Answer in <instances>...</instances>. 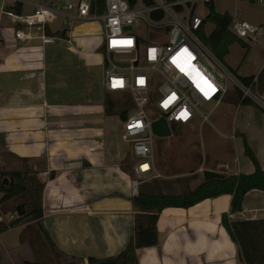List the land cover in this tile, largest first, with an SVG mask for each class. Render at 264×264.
I'll use <instances>...</instances> for the list:
<instances>
[{"label": "crops", "instance_id": "0c3cea01", "mask_svg": "<svg viewBox=\"0 0 264 264\" xmlns=\"http://www.w3.org/2000/svg\"><path fill=\"white\" fill-rule=\"evenodd\" d=\"M47 1L0 0V10L18 3V14L28 15ZM73 26L63 30L59 22L51 24L56 41L44 45L39 39L15 40L16 24L0 15V174L31 171L46 183L41 225L24 224L1 233L0 264H52L39 226L69 262L88 264L89 254L70 248L79 245L80 233L85 247L93 239L104 258L117 256L135 232L132 181L138 180L141 187L160 178L158 169L152 179L138 177L134 161L130 170L123 169L129 157L116 144L105 109H92L95 95L88 86L93 79L86 77L87 89L78 79V71L85 68L83 56L97 53L87 51L88 36ZM26 32L37 38L43 34L40 28ZM253 43L259 47L247 43L250 49L245 48L242 62L227 63L241 77L261 76L264 87V46ZM228 57L230 53L225 62ZM106 95L105 90L104 102ZM232 104H226L224 112L230 116L228 137H235L234 168L227 171L229 164L220 162L209 170L224 176L252 174L255 166L245 154V142L264 170V110ZM213 123L223 124L217 117ZM231 202L232 196L222 195L189 209L163 211L157 223L158 244L137 250L139 264H245L238 244L222 225V215L233 221L263 219L264 191L247 193L242 212H232Z\"/></svg>", "mask_w": 264, "mask_h": 264}, {"label": "built area", "instance_id": "2783aa9c", "mask_svg": "<svg viewBox=\"0 0 264 264\" xmlns=\"http://www.w3.org/2000/svg\"><path fill=\"white\" fill-rule=\"evenodd\" d=\"M210 3L212 0H105V11L99 14L93 13L91 0H48L28 15L6 7L0 15L16 24L15 40L39 39L44 45L55 43L56 38L46 30L56 22L63 30L76 22H102L105 90L130 96L133 110L124 121L122 138L131 145L134 173L152 179L157 176L155 121L164 118L170 128L172 123L189 125L197 121L202 129L210 124L213 111L232 89L264 110L259 75L250 84L243 83L200 38L207 18L198 16L196 10ZM240 17V11L235 10L229 30L242 41L264 46V27L261 31ZM140 26L152 31L144 49L136 31ZM127 27L132 29L125 30ZM36 28L43 31L38 38L26 32ZM116 56L126 58L116 61ZM208 105H213V110L206 114L203 109ZM147 109L160 115L151 118ZM140 184L132 181L135 197Z\"/></svg>", "mask_w": 264, "mask_h": 264}, {"label": "trees", "instance_id": "16d2710c", "mask_svg": "<svg viewBox=\"0 0 264 264\" xmlns=\"http://www.w3.org/2000/svg\"><path fill=\"white\" fill-rule=\"evenodd\" d=\"M174 1V0H166ZM211 5V4H210ZM22 5L6 7L7 10L16 13L21 12ZM93 13L102 14L105 11V0H92ZM206 22L214 24L211 33L206 34L204 29L199 33L202 41L219 57L224 63L225 58L230 53V46L240 43L244 48L249 46L244 41L238 39L230 30L232 16L228 12H217L214 6L209 7ZM64 34V32H62ZM46 34L51 36L49 27ZM62 34V36H63ZM106 61V60H105ZM232 70V69H231ZM236 75L237 73L232 70ZM245 84H250L254 76L241 77L237 75ZM260 78V90L264 92V87ZM225 101L235 105H254L249 99H242L240 92L236 89L230 90ZM126 102H131L127 99ZM105 114L112 116L116 106L115 100L109 95L105 97ZM155 112V111H154ZM130 113V109L120 111V116L125 121ZM157 118V115L153 113ZM180 124L172 123L171 130L177 133ZM245 154L255 166L252 174H238L225 176L224 179L203 180L196 188L191 189L192 181L198 179V175L193 174L187 177H180L175 181H153L143 184L140 187L138 197L134 198V206L137 209L135 219L134 236L126 248L115 257L98 259L89 257L88 264H139L137 250L154 247L158 244L157 223L160 214L170 208L189 209L208 199H214L222 195L232 196V212L243 211V201L247 193L253 190L264 191V170L259 165L254 152L245 142ZM126 160L124 170H130ZM5 179H9L5 183ZM46 183L42 181L36 172L23 171L0 174V218L10 213H18V218L7 223L3 219L0 221V234L21 225H31L39 222L44 217L43 212V192ZM180 189H185L183 193H178ZM222 225L230 234L231 238L238 244L245 264H264V218L256 220H230L228 214L222 215ZM39 231L43 233L46 246H48L56 264H79L77 260L69 262L68 257L61 252L55 242L42 226ZM63 259V261H61ZM25 264H48L41 261H26Z\"/></svg>", "mask_w": 264, "mask_h": 264}, {"label": "rangeland", "instance_id": "374dc122", "mask_svg": "<svg viewBox=\"0 0 264 264\" xmlns=\"http://www.w3.org/2000/svg\"><path fill=\"white\" fill-rule=\"evenodd\" d=\"M76 1V0H74ZM79 1V0H78ZM45 4V3H44ZM211 4V5H210ZM200 5L196 14L201 18H206L209 13V7L214 6L215 10L220 13L229 12L232 17L235 10L241 12V19L257 26L261 29L264 27V3H260L259 0H212V3ZM58 23L55 24V27ZM74 30L82 32L88 36V52H95L97 54L83 56L85 68L84 70L78 71V79L80 84L85 87L86 77H91L93 82L88 86V91L94 93V101L92 109H105L106 105L104 102V59L103 54H100V46H102L103 40L99 36L104 34L103 24L101 21H87V22H76L73 26ZM205 33L209 34L214 29V24L206 22ZM137 34L141 37V48L144 49L146 44L152 37V31L149 32L144 26L136 28ZM252 47H257V43H252ZM259 47V46H258ZM250 49V48H248ZM246 49L240 44L235 43L230 47V57L226 61L225 65L229 67L230 61L233 64L240 63L245 58ZM126 57L116 56V61H121ZM229 64H228V63ZM231 69V68H230ZM87 89V87H85ZM101 95H98L100 94ZM107 94V93H106ZM108 95L115 100L116 106L114 108V114L107 116L106 121L109 128L115 133V142L123 150V154L128 158V165L133 164V156L131 151V145L122 139L121 130L124 125V121L120 116V111L125 109L133 110L131 102H126L130 99V96L126 93H108ZM226 104H232V102L225 101L221 104L214 113L212 114L210 124H206L202 129L200 128L199 122L195 121L189 125H180L177 133H173L171 137L154 138V149L156 157V169L159 172V179L153 181H175L180 177H187L193 174L199 173V178L192 181L190 188H196L203 181V171L214 169L217 164H229L230 169L234 168V160L237 155L234 151V142L229 139V118L225 116L224 109ZM233 105V104H232ZM151 118L152 109H147ZM213 110V105H208L203 109L204 113H209ZM157 116L160 115L159 111L154 112ZM215 117L220 119V124H214ZM172 125V124H171ZM224 171H226L224 169ZM140 191V190H139ZM185 189H180L178 193H183ZM132 195V193H130ZM13 216L15 218H13ZM4 222H11L18 218V213H10L8 215L1 216ZM81 242L79 245H73L71 250L76 254L81 252L87 253L90 257H96L98 259H104L102 249L98 247L97 241L91 240V245L85 247L87 244L84 243V235L80 233ZM230 236V235H229ZM47 248V247H46ZM49 258L52 264H56L55 260H52L53 256L49 253ZM49 261V260H48ZM63 261V259H61ZM80 264V262H78ZM64 264V261H63Z\"/></svg>", "mask_w": 264, "mask_h": 264}, {"label": "water", "instance_id": "95a60500", "mask_svg": "<svg viewBox=\"0 0 264 264\" xmlns=\"http://www.w3.org/2000/svg\"><path fill=\"white\" fill-rule=\"evenodd\" d=\"M132 1V0H130ZM131 27H127L125 30H131ZM137 65V63H136ZM153 133L160 138L171 137L172 130L164 118H161L153 123ZM205 181H211L214 179H224L225 176L221 173L205 170L203 172ZM5 183L9 182V179H5Z\"/></svg>", "mask_w": 264, "mask_h": 264}]
</instances>
